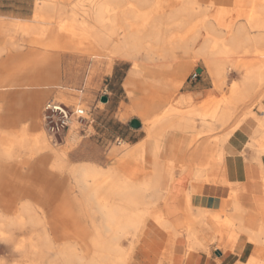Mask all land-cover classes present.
<instances>
[{"label":"bare ground","instance_id":"obj_1","mask_svg":"<svg viewBox=\"0 0 264 264\" xmlns=\"http://www.w3.org/2000/svg\"><path fill=\"white\" fill-rule=\"evenodd\" d=\"M68 1L71 4L65 7L60 5L62 0H41L32 24L22 20L14 24L22 31L24 47L29 50L22 68L24 78L48 76V71L38 70L36 66L53 60L55 53L128 60L131 71L125 89L129 97L134 98L137 91L154 90L159 99L156 107L170 105V108L160 112L153 106L150 114L142 116L143 130L148 134L146 143L133 145L134 148L121 144L112 150L111 156L119 160L121 169L129 175L115 167L104 169L95 164L72 168L69 175L75 180L77 190L71 197L65 196L61 210L55 212L50 210L51 204L55 205L60 194L58 187L53 189L55 184L51 187L54 176L42 169L26 174L22 169L29 170L37 156L51 152L57 159L53 171L64 170L66 165H60V160L65 158L66 151L59 154L54 150L44 131L32 135L27 128L19 132L0 129V240L21 258L15 264H127L129 255L123 257L125 249L121 241L143 234L148 216L155 217L171 233V247L175 248L181 237L192 240L188 241L193 245L190 248H208L210 244L199 239L211 226L210 221L220 222L222 214L195 207L193 197L199 188L209 189L211 183L223 191L239 185L231 178L220 177L231 176L243 166L244 162L239 167L231 163L237 161V155L241 161L245 159L244 148H248L251 157L245 184L252 188L253 196L259 194L262 198L255 201L253 209L261 221L260 228L255 230L250 222L246 224L249 210L237 201L232 191L227 204L240 225L238 239L247 237L257 247L256 254L246 264H264V0ZM68 14L72 16L63 17ZM80 14L84 19L81 23L76 19ZM192 57L203 60L213 85L220 90L232 79V71L239 78L219 102L216 100L209 107L210 101L208 106L204 104L206 108L199 104V109L203 107L200 111L189 107L194 101L190 94L170 96L179 91L200 61H191ZM7 79H11V73ZM255 95L261 113L245 107L240 114L241 106ZM74 101L71 97L65 100L69 104ZM180 105L189 109H178ZM139 109L140 106L134 112ZM197 122L202 129L195 132ZM78 127L74 126L66 137L70 144L77 139L74 131ZM218 130L223 134L216 137L219 134L213 133ZM189 132L196 133L189 149L202 147L208 157V149L215 141L217 150L207 162L184 165L180 169L182 180H177L175 173L165 179L164 164L159 160L163 139L168 134L185 136ZM237 133L250 140L236 152L231 138ZM204 137L209 138L200 143ZM152 142L154 148L149 154ZM24 152L29 155L28 162L21 164ZM46 160L50 161L47 157L39 161L41 166H45ZM147 162L151 171L144 168ZM214 172H219V177L209 178ZM39 180L42 183L38 185ZM187 181L191 188L183 192L177 208L168 206L172 202L169 199L181 193ZM21 198L26 202L14 208L16 200ZM39 198L41 201H36ZM68 205L73 208L69 209ZM162 206H168L167 212L161 210ZM61 211L69 213V217H51ZM177 213L185 223L182 232L177 230V222L167 220ZM234 248L228 250L232 252ZM0 264L8 263L0 260Z\"/></svg>","mask_w":264,"mask_h":264},{"label":"rangeland","instance_id":"obj_2","mask_svg":"<svg viewBox=\"0 0 264 264\" xmlns=\"http://www.w3.org/2000/svg\"><path fill=\"white\" fill-rule=\"evenodd\" d=\"M22 1L23 8L20 10V0H8V15L7 17L0 18V21L2 22H0V24L3 26L0 28V85L6 84L8 81V74L15 71L13 69L17 66V63L18 65H20V63L22 66L25 65V55L29 53L27 47H24L25 37L22 31L17 30L14 24L17 22L16 20H22L28 23L30 21L32 24L33 20H35V11L41 4V0ZM76 2H78V0H76ZM69 4H71L70 1L62 0L60 5L67 7ZM15 6H17L18 9H16ZM70 16H72V14L63 15V17L67 18ZM76 19L80 21V23L84 20L81 14L76 15ZM53 26L61 28L60 25L54 24ZM53 58L54 59L48 63H40L36 66V69L38 70H46L49 72L48 76L42 75L39 79H37L39 84L37 87L26 88L24 90L9 88L0 89V129L9 132H19L27 128L29 133L32 135H35L42 130V132L44 131L47 135V138L50 140L51 146L54 150L59 152V154L66 151L65 158L61 157L60 160V165H66V169L64 170L58 169L53 171L52 167L57 159L54 157L53 153L51 154V152L42 153L40 156H37L34 162H32V165L29 167V170L26 168L22 169V172L25 174L37 170L40 171L42 169V172L47 171L45 172L46 174L49 173L54 176L53 179L51 178V187L55 184L53 189L58 187L60 194V199L55 201V205L54 203L51 204L50 210L55 212L56 210H61V206L64 204L66 198L65 196L68 195L71 197L72 192L77 190L75 180L69 175L70 169L81 167V165L95 164L104 169L115 167L122 174L129 175L127 170L121 169L119 160L111 156L112 150L121 144H129L127 145L129 148H134L136 144L137 146H141L143 142L146 143L148 140V134L145 130H143L142 116L150 114L154 110V107L159 109L161 112L169 109L170 105L169 107L167 105L165 107H156L159 105V99L157 98L158 95L154 90H148L149 93L147 91H137L134 98L129 97L125 89V81L131 71V62L128 60L114 59L108 56L96 58L88 55L80 57L59 53H55ZM247 58L250 59L249 61L252 59L250 57ZM247 58H244V61H247ZM183 59L185 58L183 57ZM190 59L195 62L198 60L200 61L196 63L197 65L195 64L179 91L170 93V96L172 98H179L187 97L186 95L189 96L190 94V96L194 99V104L192 103L189 107H193L194 109L196 108V111L202 110L203 107L199 109L201 105L204 106V108L208 105L211 107L218 100L220 101V98L222 99L223 95H225V93L232 87L231 85L239 81V78L234 75V72L232 71V79L230 78V80H227L226 86L220 90L215 84L213 85L214 82L208 76L203 60L196 57H192ZM30 63H32V61H30ZM50 77L54 78V81H48L47 79ZM214 86L217 87V90ZM40 92H42V94L32 96V94ZM146 92L147 94H145ZM61 93H67L77 97L76 103L69 104V106L76 107L78 105H82L90 112V123L88 127L85 129V132H82L78 127L74 131L77 135V139L75 143L71 144L66 138H60L57 142L51 139V137L45 132L41 121V111L44 103L49 100H54L56 97L61 95ZM212 96H214V98H211ZM34 97H38L37 101H34ZM104 97L108 99L107 102L103 101ZM137 99H139V101H137ZM154 99H157V101H154ZM258 99L257 95L251 97V99L248 100V103L241 106L243 108L240 109L242 110L240 114L244 113L245 107H248V111L254 109L255 112L260 114L261 111H259V106H256ZM205 100H208V102ZM210 101L214 103L212 104ZM204 104L208 105L205 106ZM262 104L264 106V100ZM139 106L140 109L135 113L134 111L137 110ZM176 106L179 107V105ZM176 106L175 108H177ZM187 108L188 106L180 105V108L178 109L185 111ZM134 122H138L139 126L134 127ZM197 125L198 129L195 132L202 129L198 122ZM218 131H216L217 133H213L214 136L219 134L216 135V137H218L223 134L222 130ZM195 132H189L188 135L185 134V136L180 135L177 140L179 143L181 142V144L171 142L170 138H164L162 141L163 146L159 152L160 161L166 166L167 170L173 169L172 176L175 173V176L178 177H176L177 180H182L183 178L180 169L183 167L182 164L185 160L183 158L185 153L183 154L179 145H183V148L187 147L194 138L193 136H195ZM69 135L70 134L67 136ZM214 136L213 139L215 138ZM208 138L209 137L202 138L200 143ZM249 140L250 139L248 138V141ZM209 141L213 140L209 139ZM151 144H153V142ZM153 145H150V148H154ZM216 148L217 142L214 141L212 146L208 149V154H210L206 157V162L209 161V157L215 153V150H217ZM195 149L197 148L190 149V151L193 153ZM249 154L250 152L248 148H244V160L245 162L251 164V157L250 159L247 158ZM28 157L29 155L27 152L22 153L21 158L23 160H20L21 164L28 162ZM44 157L50 159L51 162L46 160L47 162H44L45 166H41L39 161ZM148 160H150L149 156ZM243 162L244 161H241L239 158L235 163H231V165L239 167ZM144 168L146 171H151L150 163L147 162ZM137 169H139L138 166ZM40 180L37 182L38 185L42 183ZM238 183L239 186L236 188L244 193L243 199L245 206L247 207L246 209L253 213V208L256 207L255 201H261L262 198L261 196H258L259 194H254L255 196H253V190L249 184L246 185L240 181ZM210 188L212 190L209 191L212 195H220V192L217 190H221V187L211 184L209 189ZM225 191L226 195L229 196L231 190L227 189ZM182 197L183 192L175 196L174 199L171 197L169 201L171 200L172 202L171 204L168 203V206L174 205L177 208V202L178 200H181ZM36 201L40 202L41 199L39 198ZM224 201H228L227 197H225ZM25 202L26 199L23 198L16 200L14 208H20ZM168 206H162L163 208H160L161 210L167 212ZM67 207L69 209L73 208L70 205ZM69 211L70 210H67V212ZM67 212L62 213L61 211L58 214L53 216L51 215V217L56 219H65L69 217V213ZM219 213L222 214L220 222H216V219L214 220L211 217V226L205 231L204 236H201L199 239L200 241H204L206 244H210V246L206 249L200 247L190 248L189 246H191L192 243L189 245L188 241L192 240L188 239L186 241L185 238L181 237L176 244V247H171V238H169L171 237V233H169L167 229L155 219V217L148 216L146 218V223L143 224L144 231L143 234L140 235L141 237H129L128 239L121 241V245L123 249H125L123 257L129 255L127 264H175L177 256L183 257L184 260H188L191 259L193 254H205L207 257L214 258L216 260L220 258L219 255L224 256L228 253L241 255V253L245 250L249 251L250 258L251 255H255L257 247L248 241L249 239L247 237H241L238 239V235L240 234V225L233 217V211L229 208L228 204L225 210L215 211V214ZM167 220L177 222V230L180 232L183 231L185 223L180 214L179 216L178 213L174 214L173 216L168 217ZM260 222L258 229L260 228ZM126 242H128V244ZM4 247L5 249H2ZM229 247H235L234 251H229ZM0 249V260H4L8 264H15L20 261L21 258L16 253L13 254L12 248L8 247L6 243L1 242V240Z\"/></svg>","mask_w":264,"mask_h":264},{"label":"crops","instance_id":"obj_3","mask_svg":"<svg viewBox=\"0 0 264 264\" xmlns=\"http://www.w3.org/2000/svg\"><path fill=\"white\" fill-rule=\"evenodd\" d=\"M20 2H21V5L19 6V9L22 10L23 1L20 0ZM15 7H16V9H18L17 6H15ZM7 9H8V0H0V18L7 17V15H8ZM16 21H18V20H16ZM22 68H23L22 64L20 63V65H18V63H17V66L13 69L15 71L11 73V79L9 81H7L5 85H0V89L9 88V89H15V90L16 89L24 90L26 88L37 87L39 85L38 81H37V79H39V77L26 76V78H24V75L22 73ZM53 79L54 78L50 77L47 80L51 82V81H54ZM39 94H42V92L34 93V94H32V96H38ZM70 97L75 100L74 102L77 101V97H75L73 95H69L67 93H61V95L56 97L54 100L59 101V102H63V103H66L69 105V103L65 102V100H66V98H70ZM37 99H38V97H34V101H37ZM41 131H39V132H41ZM178 137H179L178 135H173V134H168L166 136V138L171 139V142H174L176 144L177 143L181 144V142L179 143V141L177 140ZM246 142H248V138L245 137V135H242V133L235 134L231 139V144L236 148L235 149L236 152L238 150L240 151V149L243 147L244 143H246ZM149 145L152 146L153 144L150 143ZM162 146H163V143H162ZM179 148L181 149V151H183V154L185 153L184 157H183L185 160L183 161L182 166L189 165V164L195 165L197 163L206 162L207 156H205V153H204L205 150H203L202 147L198 148L193 153L190 151L189 145L187 147H184V148H183V145H179ZM149 149H150L149 150V154H150V152H151V150H153V148H150V146H149ZM184 150H185V152H184ZM188 153H190V154H188ZM148 156L151 160V156L150 155H148ZM238 156L239 155H237L236 157H238ZM239 158L240 157H238V159ZM247 158L250 159V155ZM150 160H148V161H150ZM159 160H160V157H159ZM243 161H244V158H243ZM244 163H243V166H240L242 168L239 167V169H237L236 172H233V175H231V176L223 175L220 177V179L227 180V179L231 178L232 181H236V182L240 181L241 183H247V181H248V169H250L251 164L248 162H245V161H244ZM164 171H165V179L168 178V176H170V175L172 176L173 169L167 170L166 166L164 165ZM219 175H220L219 172L210 173L209 178H211V179L218 178ZM187 182L184 184V186L181 187V189H180V191L182 190L181 192H184L185 190H189L191 188L189 181H187ZM237 186H239V185L230 186L229 189L235 193L237 201L240 204H242L243 207L247 208L245 206L244 199H243L244 193H242L239 189H237L236 188ZM209 190H212V189L211 188L207 189L205 187L199 188L197 190V194L193 197V205L197 208L208 209V210H212V211H223V210H225L227 207V202L224 201L225 197H227L226 191L225 190L223 191L222 189L217 190L220 192V195L217 196V195H212V193H210ZM248 212H249V214L247 217L246 224H248L250 222L251 227L253 229L257 230L258 226H259V220H258L257 216L254 214V210H253V213H251L250 211H248ZM250 215H251V218H249ZM219 256H220V258H218V260H216L214 258H209L205 254H197V255L193 254L191 259H188V260H184L183 257L177 256L175 264H246L250 259V254H249L248 250L243 251L241 253V255L236 254V253H228L227 255H224V256L219 255Z\"/></svg>","mask_w":264,"mask_h":264},{"label":"built area","instance_id":"obj_4","mask_svg":"<svg viewBox=\"0 0 264 264\" xmlns=\"http://www.w3.org/2000/svg\"><path fill=\"white\" fill-rule=\"evenodd\" d=\"M41 121L48 136L57 142L60 138H66L76 125L85 132L90 123V112L82 105L73 107L63 102L49 100L42 106Z\"/></svg>","mask_w":264,"mask_h":264},{"label":"water","instance_id":"obj_5","mask_svg":"<svg viewBox=\"0 0 264 264\" xmlns=\"http://www.w3.org/2000/svg\"><path fill=\"white\" fill-rule=\"evenodd\" d=\"M107 100H108L107 98H105V97L103 98V101L107 102ZM133 126L134 127H138L139 126V123L138 122H134L133 123Z\"/></svg>","mask_w":264,"mask_h":264}]
</instances>
